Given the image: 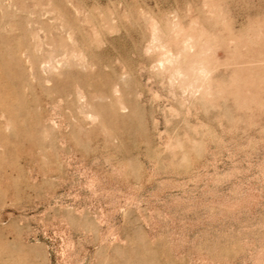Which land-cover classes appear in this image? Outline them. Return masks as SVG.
I'll list each match as a JSON object with an SVG mask.
<instances>
[{
    "label": "rangeland",
    "instance_id": "obj_1",
    "mask_svg": "<svg viewBox=\"0 0 264 264\" xmlns=\"http://www.w3.org/2000/svg\"><path fill=\"white\" fill-rule=\"evenodd\" d=\"M0 264H264V0H0Z\"/></svg>",
    "mask_w": 264,
    "mask_h": 264
}]
</instances>
